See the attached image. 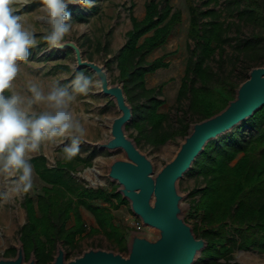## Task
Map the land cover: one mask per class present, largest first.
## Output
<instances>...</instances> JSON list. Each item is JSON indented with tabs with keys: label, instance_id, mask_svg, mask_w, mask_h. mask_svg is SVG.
<instances>
[{
	"label": "trees",
	"instance_id": "1",
	"mask_svg": "<svg viewBox=\"0 0 264 264\" xmlns=\"http://www.w3.org/2000/svg\"><path fill=\"white\" fill-rule=\"evenodd\" d=\"M252 3L225 0L220 5L219 0H186L189 15L187 39L192 47L188 45L189 54L176 104L181 107L184 101L187 102L194 123L221 111L234 98L238 85L247 79L249 70L264 63V37L258 32L243 39L230 36V30L234 28L239 33L242 24L264 28V1L253 0ZM96 9V6L87 8L94 12ZM67 11H76L78 19L84 18L79 7H68ZM223 12L231 19L227 21L222 17ZM179 18V13L172 11L169 0L160 3L150 0L145 5L143 19L138 21L130 17L132 28L118 51L119 79L123 83L126 101L132 108V120L125 128L136 129L134 141L137 144L142 139L157 146L174 137L187 135L190 122L181 119L176 129H164L167 114L158 112L162 104L157 97L160 88L147 89L144 83L147 73L164 66L161 60L145 66V55L166 40ZM150 31L152 33L138 43ZM227 46L236 52V57L246 58L239 81L231 79L230 72L214 71L210 65L217 57L219 68L223 70ZM77 72L83 73L86 69ZM141 97L145 100L142 103L138 101ZM247 131H250L249 135ZM240 154L242 157L230 167L229 164ZM77 162L87 160L77 154L70 160L64 156L60 169L42 166L41 177L54 187L55 194L49 195L46 189L45 195L39 194L37 201L44 226L43 240H40V221L34 222L28 207V219L19 238L25 261L33 254L36 264H49L58 242L63 247H74L81 235L97 232L104 234L114 251L126 255L127 233L113 223L110 209L101 204L103 201L112 204V198L119 200L118 203L127 201L116 192L117 187L108 193L103 188H85L76 184L69 171ZM189 172L200 175L204 181L203 187L191 192L198 198L190 204L187 213L190 218L199 214L198 221L192 224L193 233L206 241V247L194 264H239L231 256L234 249L264 252V107L230 132L209 141ZM28 202L30 204V199ZM76 205H81L92 215L96 228L87 229L78 213L75 214V223L67 227L70 212L77 208ZM5 256L14 257L15 249Z\"/></svg>",
	"mask_w": 264,
	"mask_h": 264
},
{
	"label": "rangeland",
	"instance_id": "2",
	"mask_svg": "<svg viewBox=\"0 0 264 264\" xmlns=\"http://www.w3.org/2000/svg\"><path fill=\"white\" fill-rule=\"evenodd\" d=\"M149 1L93 0V6L97 7L95 12L87 10L86 7H81L80 5L70 4L67 8L79 7L80 12L84 15V18L78 19V12H70L72 22L83 23L85 27L83 29L78 26L74 27L64 37V42H74L80 48L83 59L93 61L104 68L110 84L122 86L123 83L119 79L120 73L117 68L116 57L118 51L126 42L128 31L132 28L130 17H134L138 21L143 19L145 5ZM154 1L160 3L161 0ZM224 1L219 0V4L222 5ZM252 1L248 0V2L253 4ZM256 1L260 3L264 0ZM169 5L172 11L179 13V21L173 25L166 40L149 51L144 57L145 66L156 60H161L164 64V66L157 68L155 71L147 73L144 83L147 89L160 88V93H158L157 97L162 100V104L159 106L158 112L167 114L164 129L168 131L179 126V119L183 120V122H190L189 125L194 123L191 121L193 118L192 114L187 110V102L184 101L181 107L176 104V94L183 76L186 58L189 54L188 45L190 44L192 47V44L187 39L189 15L186 0H169ZM39 7V0H33V3L21 9V14H27L28 24L31 25L38 39L45 34V30L48 27L35 19L36 16L40 15L36 11ZM222 17H226L227 21L231 19V17L226 16L225 12L222 13ZM252 32H258L264 37V28L259 25L254 28L245 24L241 25L239 33L232 28L230 36L232 38L239 36L243 39L249 37ZM151 33L150 31L143 35L138 43H141L144 37L149 36ZM47 48L48 45L41 40L37 47L30 50L29 60L21 62L23 71L14 82L17 91H23L27 82L33 78L40 82L47 91L56 82L61 85L69 84L76 74L79 73L77 72L74 54L71 50L52 49L48 51L46 50ZM42 50L44 51L42 52ZM225 54L226 59L223 70L219 68L217 57L211 60V67L214 71H220L224 74L230 72L231 79L239 81L242 73L241 68L246 58L243 56L241 58L240 56L239 58L236 57V52L229 46L226 47ZM83 73L93 79L94 86L87 95H77L76 100L71 105V109L80 119L85 129L78 156L87 160V162L75 163V168L69 172L76 184L85 188H103L109 193L118 185L107 176L108 166L115 160L125 159V154L121 150L97 149L94 144L110 138L112 119L117 117L119 112L114 102L100 93L99 86H95V81H98L95 74L89 70ZM138 101L142 103L145 100L141 97ZM128 104L130 105L131 103ZM124 133L132 140L137 137V131L132 127L124 128ZM249 133L250 131L246 132L247 135ZM182 141L183 138L177 136L157 146L147 144L142 139L138 144L136 142L135 144L138 150L152 163L155 175L166 163L173 159ZM68 143H70L68 139L57 138L55 143H45L41 146L39 152L32 154L30 163L33 166V187L27 193H12L10 189L13 186L15 177L0 175V258H9L5 254L17 247L20 230L28 219V207L31 209L34 222L40 221L42 216L37 203L40 198L39 194L45 195L46 189L49 195L54 196L55 194L54 187L52 188V185L42 179L40 171L42 166L46 169H60V163H62L65 156L63 147ZM240 157H242V154L238 155L229 166H234ZM40 162L43 165H39L38 163ZM203 186L204 181L200 175L189 171L185 173L176 184L177 191L182 196L181 204L189 207L198 198V195H191V192ZM29 199L30 204L28 202ZM118 201L112 198V204L103 201L101 206L110 209L113 223L126 231V239H128L131 232H138L149 238L152 237L154 234L153 229L141 224L139 218L131 212L129 203H118ZM70 213L67 227L75 223L76 213L81 216L87 229L97 227L92 215L81 205L77 206V208L75 207ZM187 213L188 210L182 214V217L186 223L192 226L195 221H198L199 214L197 217L190 218ZM38 224L41 231L40 240H43L45 237L43 234L44 226L41 221ZM92 248L114 251L113 246L110 245V242L102 232L85 233L76 239L74 247H63L65 260L73 259L83 251ZM231 256L239 264H264V252H258L254 249H234Z\"/></svg>",
	"mask_w": 264,
	"mask_h": 264
},
{
	"label": "water",
	"instance_id": "3",
	"mask_svg": "<svg viewBox=\"0 0 264 264\" xmlns=\"http://www.w3.org/2000/svg\"><path fill=\"white\" fill-rule=\"evenodd\" d=\"M64 43L65 46L59 50H71L76 68L95 74L100 81V93L109 97L119 112L112 119L110 138L94 146L108 151H123L125 159L113 161L108 166L107 176L118 185L116 192L129 203L134 216L142 225L152 228L154 234L149 238L131 232L126 255L92 248L65 260L63 247L57 243L49 264H194L206 247V241L197 238L192 226L182 217L189 207L181 204L177 181L191 169L209 141L230 132L264 107V63L249 70L247 79L238 85L234 98L221 111L189 125L173 159L154 175L152 163L138 150L135 141L124 133L125 126L132 120V108L126 101L122 86L110 84L104 68L83 59L74 42ZM0 264H36V260L31 254L25 261L19 241L15 256L0 258Z\"/></svg>",
	"mask_w": 264,
	"mask_h": 264
},
{
	"label": "clouds",
	"instance_id": "4",
	"mask_svg": "<svg viewBox=\"0 0 264 264\" xmlns=\"http://www.w3.org/2000/svg\"><path fill=\"white\" fill-rule=\"evenodd\" d=\"M31 3L33 0H0V175L15 177L10 189L15 194L27 193L33 187L30 160L43 144L68 139L70 143L63 147L65 158L78 154L85 129L71 105L77 95H87L94 86L93 79L80 72L69 84L56 82L47 91L34 78L23 91L15 89L14 82L23 71L21 62L29 60L30 50L41 40L48 51L60 49L74 27H85L72 22L67 6H93V0H39L36 11L40 15L35 19L48 27L38 39L27 14H21ZM99 84L95 81V86Z\"/></svg>",
	"mask_w": 264,
	"mask_h": 264
}]
</instances>
